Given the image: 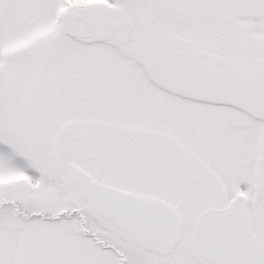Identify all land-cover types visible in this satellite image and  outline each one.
Masks as SVG:
<instances>
[{"label": "snow or ice", "instance_id": "6c2138e0", "mask_svg": "<svg viewBox=\"0 0 264 264\" xmlns=\"http://www.w3.org/2000/svg\"><path fill=\"white\" fill-rule=\"evenodd\" d=\"M0 264H264V0H0Z\"/></svg>", "mask_w": 264, "mask_h": 264}]
</instances>
